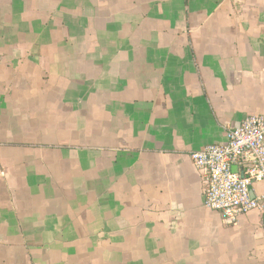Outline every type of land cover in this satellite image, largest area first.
Listing matches in <instances>:
<instances>
[{
    "label": "crops",
    "instance_id": "crops-1",
    "mask_svg": "<svg viewBox=\"0 0 264 264\" xmlns=\"http://www.w3.org/2000/svg\"><path fill=\"white\" fill-rule=\"evenodd\" d=\"M252 115L264 0H0V264H264L189 159Z\"/></svg>",
    "mask_w": 264,
    "mask_h": 264
},
{
    "label": "built area",
    "instance_id": "built-area-1",
    "mask_svg": "<svg viewBox=\"0 0 264 264\" xmlns=\"http://www.w3.org/2000/svg\"><path fill=\"white\" fill-rule=\"evenodd\" d=\"M224 133V144L189 154L194 169L204 177L203 206L219 213L227 225L257 211L264 225V194L251 195L254 184L264 183V115L248 116L238 127H224Z\"/></svg>",
    "mask_w": 264,
    "mask_h": 264
}]
</instances>
